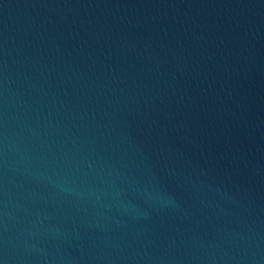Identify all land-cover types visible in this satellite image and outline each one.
<instances>
[{
    "label": "water",
    "instance_id": "water-1",
    "mask_svg": "<svg viewBox=\"0 0 264 264\" xmlns=\"http://www.w3.org/2000/svg\"><path fill=\"white\" fill-rule=\"evenodd\" d=\"M0 264H264V0H87L5 72Z\"/></svg>",
    "mask_w": 264,
    "mask_h": 264
}]
</instances>
